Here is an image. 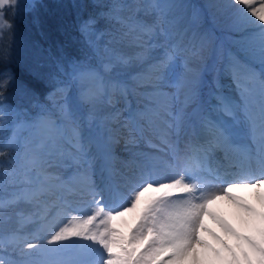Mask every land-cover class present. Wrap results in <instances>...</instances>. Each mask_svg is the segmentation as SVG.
Here are the masks:
<instances>
[{
	"label": "snow or ice",
	"instance_id": "6c2138e0",
	"mask_svg": "<svg viewBox=\"0 0 264 264\" xmlns=\"http://www.w3.org/2000/svg\"><path fill=\"white\" fill-rule=\"evenodd\" d=\"M106 7L35 114L0 92V264H264V0Z\"/></svg>",
	"mask_w": 264,
	"mask_h": 264
},
{
	"label": "trees",
	"instance_id": "16d2710c",
	"mask_svg": "<svg viewBox=\"0 0 264 264\" xmlns=\"http://www.w3.org/2000/svg\"><path fill=\"white\" fill-rule=\"evenodd\" d=\"M111 0H39L36 14L28 12L15 21L11 17L12 28L23 39L3 40L9 55L0 69L7 67L16 75V84L0 88L6 97V103L14 107L26 108L32 114L38 110L33 105L44 103L45 96L51 90L47 74L54 65L53 56L72 58L79 55V46H83L79 35L80 24L90 16H98L107 11ZM97 26L107 27L105 19H99ZM76 47V48H75ZM84 49V48H83ZM21 86H27L34 93L29 100L22 97Z\"/></svg>",
	"mask_w": 264,
	"mask_h": 264
},
{
	"label": "rangeland",
	"instance_id": "374dc122",
	"mask_svg": "<svg viewBox=\"0 0 264 264\" xmlns=\"http://www.w3.org/2000/svg\"><path fill=\"white\" fill-rule=\"evenodd\" d=\"M39 0H35V3L37 5V2ZM33 3V0H17V3L15 5H9L6 6L5 9H0V13L3 14V20L7 25H10V28H6L5 29V35H4V39H6L7 41L11 39H15L18 41V43H22L23 39H21V36L17 33V29L12 28V22H11V17L15 18L13 20V23H15V21H18L21 19V15L24 13L28 14V12L33 13V16H35L36 14V8L35 9H31L29 6ZM96 30H102L101 26H97L95 25ZM79 35L82 37L83 40V46H79L77 49H79V55L75 56V58H79L81 56V50H86V46H87V40L86 37L81 33L80 29H79ZM94 38V37H93ZM76 48V47H75ZM84 48V49H83ZM54 59H56V56H53ZM50 70H54V67L52 66V68ZM224 80H226V78L223 79V83ZM231 83V82H230ZM229 83V84H230ZM226 84V85H229ZM9 85V84H7ZM6 86V85H4ZM229 89H226V91H228ZM234 93V86L231 89ZM13 134V125L12 122L9 121L8 124L6 126H4L3 128H0V146H3L5 144V142L7 141V139L9 137H11ZM120 148L117 149V152L119 155L123 154V156L126 157L127 154L122 153V151H119ZM242 196H245L246 198H250L251 193L247 192V191H241L239 193ZM222 203V204H221ZM220 205H218V207H220L221 209H224L227 207V205L224 202H220ZM233 223H235V221H232ZM207 223L209 224L210 227H215V225L212 224V222L209 220L207 221ZM31 227V226H29Z\"/></svg>",
	"mask_w": 264,
	"mask_h": 264
},
{
	"label": "bare ground",
	"instance_id": "6f19581e",
	"mask_svg": "<svg viewBox=\"0 0 264 264\" xmlns=\"http://www.w3.org/2000/svg\"><path fill=\"white\" fill-rule=\"evenodd\" d=\"M229 83H230V80L226 78V80H224V84H229ZM119 151H121V148ZM122 153H124V152H122ZM124 154H126V153H124ZM121 156H123V154H121ZM218 205H220V204H218Z\"/></svg>",
	"mask_w": 264,
	"mask_h": 264
},
{
	"label": "water",
	"instance_id": "95a60500",
	"mask_svg": "<svg viewBox=\"0 0 264 264\" xmlns=\"http://www.w3.org/2000/svg\"><path fill=\"white\" fill-rule=\"evenodd\" d=\"M5 8H6V7H5ZM5 8H4V9H5Z\"/></svg>",
	"mask_w": 264,
	"mask_h": 264
}]
</instances>
